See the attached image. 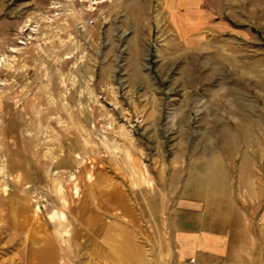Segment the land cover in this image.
Masks as SVG:
<instances>
[{
	"label": "rangeland",
	"instance_id": "rangeland-1",
	"mask_svg": "<svg viewBox=\"0 0 264 264\" xmlns=\"http://www.w3.org/2000/svg\"><path fill=\"white\" fill-rule=\"evenodd\" d=\"M79 137L119 176L222 153L264 264V0H0V264H127L34 251L69 205L17 188L14 166Z\"/></svg>",
	"mask_w": 264,
	"mask_h": 264
},
{
	"label": "crops",
	"instance_id": "crops-1",
	"mask_svg": "<svg viewBox=\"0 0 264 264\" xmlns=\"http://www.w3.org/2000/svg\"><path fill=\"white\" fill-rule=\"evenodd\" d=\"M91 152L79 137L59 148L47 166L15 164L17 188L28 189L35 200L69 205L63 217L53 218L63 222L62 229L44 234L34 251L60 246L65 254L125 252L127 264H151L152 253L156 264H260L222 153L173 165L174 178L167 181L137 160L119 176L102 166L100 149ZM129 154L137 157L133 146ZM4 200L0 226L8 222ZM60 264L74 263L65 257Z\"/></svg>",
	"mask_w": 264,
	"mask_h": 264
},
{
	"label": "bare ground",
	"instance_id": "bare-ground-1",
	"mask_svg": "<svg viewBox=\"0 0 264 264\" xmlns=\"http://www.w3.org/2000/svg\"><path fill=\"white\" fill-rule=\"evenodd\" d=\"M103 1V0H102Z\"/></svg>",
	"mask_w": 264,
	"mask_h": 264
},
{
	"label": "built area",
	"instance_id": "built-area-1",
	"mask_svg": "<svg viewBox=\"0 0 264 264\" xmlns=\"http://www.w3.org/2000/svg\"><path fill=\"white\" fill-rule=\"evenodd\" d=\"M192 260V259H191Z\"/></svg>",
	"mask_w": 264,
	"mask_h": 264
}]
</instances>
